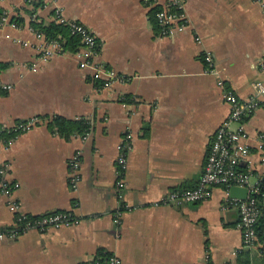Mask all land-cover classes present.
Returning a JSON list of instances; mask_svg holds the SVG:
<instances>
[{
    "label": "crops",
    "instance_id": "crops-1",
    "mask_svg": "<svg viewBox=\"0 0 264 264\" xmlns=\"http://www.w3.org/2000/svg\"><path fill=\"white\" fill-rule=\"evenodd\" d=\"M179 1L188 27L163 37L143 0H0L10 22L14 15L24 21L0 28V63L9 66L0 85L11 87H0V127L40 119L10 146L0 145V169L7 167L0 176V229L15 225L11 202L31 218L64 212L78 220L0 241V264H92L100 251L122 264L236 263L240 213L223 188L199 203L162 202L200 181L210 142L229 113L217 80L240 100L264 82V13L253 0ZM57 10L93 33L94 61L103 68L99 80L80 68L78 49L65 48L62 36L56 37L62 54L42 60L43 42L31 23H54ZM206 52L217 75L204 72ZM110 74L114 79L105 87ZM54 117L85 119L90 131L61 137L49 127ZM243 124L250 146L244 171L259 183L264 159L256 147L264 136V105ZM127 133L131 150L120 202L117 146ZM77 152L80 182L72 190L69 161ZM1 180L17 185L10 196ZM126 205L130 210L116 224L117 209Z\"/></svg>",
    "mask_w": 264,
    "mask_h": 264
},
{
    "label": "built area",
    "instance_id": "built-area-1",
    "mask_svg": "<svg viewBox=\"0 0 264 264\" xmlns=\"http://www.w3.org/2000/svg\"><path fill=\"white\" fill-rule=\"evenodd\" d=\"M258 1L264 13V0ZM143 2L154 12V19L160 28L163 37L174 36L184 32L188 27V19L184 9V5L179 0H173L160 6L159 0H143ZM54 23L62 27H66L70 35L79 39L80 45L76 51V57L79 59L81 69H91L94 71L93 79L99 80L102 65L94 61V57L98 51V43L93 33L84 25L78 22L69 21L60 11H56ZM5 25L16 27V24L10 22L7 15L0 20V28ZM36 37L43 42L40 51H42V60L46 61L54 53L62 54L61 39H47L42 33L36 32ZM199 42V38H195ZM205 64L204 72L210 75H217L214 59L211 53L206 52L203 56ZM33 70H37L36 67ZM264 72V61L262 63ZM109 82H105L104 86L108 87L114 77L110 74ZM217 86L223 90L224 98L229 106V113L226 119L220 124L210 142L209 151L205 159L200 181L196 188L188 190H174L169 193L162 202L164 205L181 206L186 203H199L210 198L212 189L221 187L228 194L231 187L245 188L248 191L246 200L233 199L240 213L239 227L242 232V248L250 249L253 247L256 236L255 228L260 216V209L253 195L258 194V183L251 181L252 176L244 171L246 163L249 161L250 146L248 144V134L244 128V121L250 117L258 108L264 105V82H257L253 85V93L246 100H240L230 89H227L222 79L217 80ZM4 90H9L10 86L0 85ZM40 124L39 118H31L26 121L17 122L10 130L16 132L13 138L4 140L0 137V145L10 146L18 135L26 133ZM8 130L0 127V131ZM131 134L127 133L117 146V166L118 180L116 181L117 198L123 201L124 190L126 188L123 179L126 169L128 155L131 150ZM257 152L264 159V136H260L257 144ZM7 167L0 169V176L4 177ZM70 169V187L76 190L80 182V153L69 161ZM2 192L10 196L16 189V184H10L5 180H1ZM11 208L16 212L15 225L11 228L0 229V241H14L21 234L29 230L46 231L49 229H59L68 227L78 222L70 213L56 212L48 213L40 217H31L19 213V205L11 202ZM130 207L121 206L115 213L114 221L116 224L121 223L123 212L129 211ZM92 264H101L94 261ZM107 264H122L121 260L116 256H110Z\"/></svg>",
    "mask_w": 264,
    "mask_h": 264
},
{
    "label": "trees",
    "instance_id": "trees-1",
    "mask_svg": "<svg viewBox=\"0 0 264 264\" xmlns=\"http://www.w3.org/2000/svg\"><path fill=\"white\" fill-rule=\"evenodd\" d=\"M34 6L37 5L34 4ZM155 10L151 11L153 19ZM26 12L32 13V11L27 10ZM4 15H6L5 11L0 8V20ZM10 20L18 25H21L24 22L23 18L19 17V15L11 16ZM31 26L38 33H42L47 39H55L57 36H62L65 39L63 46L71 51H76L80 45V41L77 37L70 35L66 27H62L56 23L43 25L32 22ZM8 67V64L0 63V73ZM49 127L59 136L69 138L71 136H85V134L90 131L91 126L89 121L85 119L67 120L61 117H54L50 120ZM15 134L16 132L10 129L0 131V137L4 140L13 138ZM257 187L259 190L258 194L253 195L260 209V216L255 228L256 240L252 248H242L238 251V257L235 264H264V177L261 181H259ZM253 250H255V254L251 255ZM110 256V253L100 251L96 257V261H99L101 264H107V260Z\"/></svg>",
    "mask_w": 264,
    "mask_h": 264
},
{
    "label": "water",
    "instance_id": "water-1",
    "mask_svg": "<svg viewBox=\"0 0 264 264\" xmlns=\"http://www.w3.org/2000/svg\"><path fill=\"white\" fill-rule=\"evenodd\" d=\"M228 196L231 199L246 200L248 197V191L245 188L231 187Z\"/></svg>",
    "mask_w": 264,
    "mask_h": 264
},
{
    "label": "rangeland",
    "instance_id": "rangeland-1",
    "mask_svg": "<svg viewBox=\"0 0 264 264\" xmlns=\"http://www.w3.org/2000/svg\"><path fill=\"white\" fill-rule=\"evenodd\" d=\"M251 181L253 182V179H251Z\"/></svg>",
    "mask_w": 264,
    "mask_h": 264
}]
</instances>
